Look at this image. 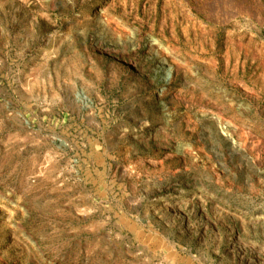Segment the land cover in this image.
Here are the masks:
<instances>
[{
	"label": "rangeland",
	"instance_id": "374dc122",
	"mask_svg": "<svg viewBox=\"0 0 264 264\" xmlns=\"http://www.w3.org/2000/svg\"><path fill=\"white\" fill-rule=\"evenodd\" d=\"M0 264H264V0H0Z\"/></svg>",
	"mask_w": 264,
	"mask_h": 264
},
{
	"label": "bare ground",
	"instance_id": "6f19581e",
	"mask_svg": "<svg viewBox=\"0 0 264 264\" xmlns=\"http://www.w3.org/2000/svg\"><path fill=\"white\" fill-rule=\"evenodd\" d=\"M82 96H84L83 93H82Z\"/></svg>",
	"mask_w": 264,
	"mask_h": 264
}]
</instances>
